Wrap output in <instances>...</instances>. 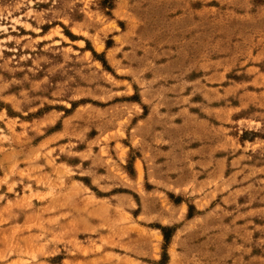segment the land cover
I'll list each match as a JSON object with an SVG mask.
<instances>
[{
	"label": "rangeland",
	"instance_id": "rangeland-1",
	"mask_svg": "<svg viewBox=\"0 0 264 264\" xmlns=\"http://www.w3.org/2000/svg\"><path fill=\"white\" fill-rule=\"evenodd\" d=\"M0 264H264V0H0Z\"/></svg>",
	"mask_w": 264,
	"mask_h": 264
}]
</instances>
